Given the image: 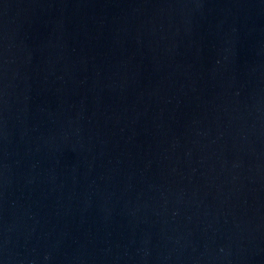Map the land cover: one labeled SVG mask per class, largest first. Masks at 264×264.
<instances>
[{"label":"water","instance_id":"1","mask_svg":"<svg viewBox=\"0 0 264 264\" xmlns=\"http://www.w3.org/2000/svg\"><path fill=\"white\" fill-rule=\"evenodd\" d=\"M0 264H264V0H0Z\"/></svg>","mask_w":264,"mask_h":264}]
</instances>
